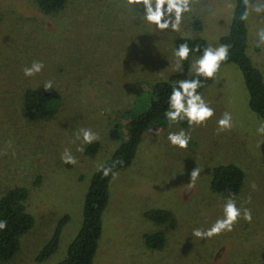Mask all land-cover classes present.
I'll list each match as a JSON object with an SVG mask.
<instances>
[{
    "label": "rangeland",
    "instance_id": "1",
    "mask_svg": "<svg viewBox=\"0 0 264 264\" xmlns=\"http://www.w3.org/2000/svg\"><path fill=\"white\" fill-rule=\"evenodd\" d=\"M71 1L75 6L87 5V8H78L81 15L72 16L70 22L63 23V28L44 17L33 0H0V96L7 85L14 86L10 79L13 80L25 67H31L34 61L42 62L44 67L41 72L27 76L30 84H42L52 76L45 60L53 59L49 47L41 45L44 38L56 41L67 34L79 40L80 34H84L89 46L84 51L86 60H113L107 65L93 64L89 77L99 82L85 89L90 103L75 105L77 110H69L50 124H28L21 111L19 116L14 111L11 116L6 115L13 104L7 91L4 99L0 97V182H3L0 194L7 187L30 189L27 208L35 217L36 225L34 231L23 237L22 251L11 264H58L67 256L68 248L83 224L84 202L91 179L118 147L109 132L118 122L116 111L124 99L127 104L131 95L128 93L123 97L125 90H117L125 76L117 60H123V56L126 60L144 59L137 48L138 35L147 36L143 37L149 44L147 55L151 56L150 60H156L152 76L169 80L182 64L180 62L177 67L174 42L179 38H200L208 47L221 46L222 38L231 29L236 6L235 0H188L189 10L182 13L181 19L177 21L174 11L166 13L164 19L170 21L169 27L160 29L146 19L142 3L129 5L127 1L114 0L116 5L109 0ZM138 11L143 12L144 26L138 27ZM98 14H102L100 20ZM196 20L203 24L201 31L194 30L192 24ZM176 22L178 29L173 30L171 24ZM247 26L246 53L264 77V40L261 39L264 0L255 2L247 13ZM128 41L130 44L126 43ZM199 58L191 57L189 70L179 73V80L192 77L193 64ZM5 60H18L22 64L17 68L9 67ZM129 74H133V69L128 70L126 76ZM106 79L116 85L111 96L109 93L101 95L103 88L99 85ZM200 95L214 110V115L205 124L189 126L185 119L167 129L150 130L132 164L112 178L103 232L93 264L262 262L264 158L261 146L264 133L257 129L264 121L251 110L243 73L234 63L221 65L212 84ZM97 96L106 99L99 102L100 99H95ZM225 112L231 114L232 127L220 131L218 120ZM21 129L31 140L15 138V133ZM81 129H91L98 135L99 139L93 142L100 144L96 155L85 154L90 144L83 143ZM181 130L190 136L186 149L173 146L168 140L170 132ZM64 142L65 147L62 146ZM80 147L84 150L78 151ZM65 149L75 157L76 164L62 161ZM229 165L239 167L245 175L240 193L233 197L241 209V218L231 232L225 231L208 239L197 238L193 235L194 229L207 230L217 219L223 218L224 204L229 197L214 193L210 182L216 167ZM197 168L199 175L193 181L191 172ZM243 209L251 211L250 223L243 219ZM156 212L160 216L168 212L172 217L157 223L153 215ZM65 217L67 222L58 250L48 260L36 263V254ZM157 232L166 237L161 251L150 250L144 243L145 235Z\"/></svg>",
    "mask_w": 264,
    "mask_h": 264
},
{
    "label": "trees",
    "instance_id": "2",
    "mask_svg": "<svg viewBox=\"0 0 264 264\" xmlns=\"http://www.w3.org/2000/svg\"><path fill=\"white\" fill-rule=\"evenodd\" d=\"M109 1L114 2V0ZM126 1L123 0V2ZM257 1L235 0L236 6L231 29L229 34L221 40L222 45L228 47V58L221 65L234 63L240 68L249 91L250 108L264 121V77L246 53L248 48L247 13ZM33 3L44 17L50 18L63 28V23L70 22L72 16L81 15L78 8H87V5L75 6L71 0H33ZM153 7H155L154 3ZM101 15L98 14L99 20ZM144 23L143 12L138 11V27L144 26ZM192 25L195 31H201L203 28L200 20L194 21ZM125 27L129 28L127 24ZM131 28L132 22L130 30ZM143 37L147 38V36L138 35L137 47L140 48V57L144 58L143 60H126L125 56H123V60H117L125 75L122 78V85L117 87V90H125L122 96L125 97L130 93L131 98L127 99V104L124 103L126 99L123 100L121 107L116 111L118 122L114 123L109 132L111 140L116 142L118 147L113 152L112 157L103 164V167H111L112 172L108 176H104L101 168L92 177L85 197L82 227L69 246L67 256L58 264H93L103 232V216L109 203L113 173L116 174L125 170L132 164L145 134L152 129L170 127L165 112L169 108L168 100L172 88L178 86L180 81L178 74L186 73L191 65V57H201L203 49L208 47L206 41L200 38L177 39L174 42L175 49L180 44L187 43L193 51L190 52L187 60L182 61L177 74H174L169 80H163L161 76L158 78L152 76L156 60H150L151 56L148 57L147 46L149 44L148 41L146 43L143 40ZM54 40L44 38V42L41 44L44 48L49 47L50 58L53 60H45V63L48 65L46 68L52 76H49L42 84L32 85L28 82L29 78L24 75V69H22L13 80L10 79L14 82V86L7 85V89L3 88V96H0L4 99L7 91L9 100L13 104V108L9 109L6 115L11 116L10 113L14 111L19 116L21 111L28 124H50L64 113H69V110L72 112L77 110L75 105H80L83 102L90 103L85 96V89L87 90L99 82L89 77V73L93 70V64L106 63L107 65L113 60H86L84 51L89 46L84 34H80L79 40H75L73 36L68 37L67 34L56 41ZM126 43L130 44V41ZM197 47L200 49L199 52L195 51ZM128 53L130 54V51ZM5 61L9 67L15 66L17 68L22 64L18 60ZM95 66L97 67V64ZM132 69L133 74L126 76L127 71ZM192 79H200L203 84L197 89L199 94L214 80V78L197 77L195 72L192 77L188 78V80ZM108 80L106 79V82L104 81L103 84L99 85L103 88L101 95L107 96L106 94L109 93L108 95L111 96L116 90V85ZM48 81L52 82L53 87L50 90H45L44 85ZM121 91L119 90L120 93ZM95 99H100V102L104 101L106 97L97 96ZM15 138L31 140L27 132L22 129L15 133ZM62 146L65 147V142ZM99 151L100 144L96 142L86 147L85 154L94 156ZM261 153L264 158V139ZM41 179V177L38 179V183L41 182ZM244 180L245 175L239 167L234 165L219 166L213 170L210 188L216 194L236 197L242 189ZM2 184L3 182H0V186ZM29 198L30 189L26 187H7L0 194V221L7 222V227L0 230V264H11L22 251L21 241L23 237L36 229L35 217L27 208ZM153 215L156 216L154 220L157 223H164L172 217L168 212L165 216H160L159 212ZM66 222L65 217L57 223L49 241L36 254V263L48 260L58 250ZM144 243L150 250L161 251L166 244L165 234L157 232L145 235ZM260 264H264V254Z\"/></svg>",
    "mask_w": 264,
    "mask_h": 264
},
{
    "label": "clouds",
    "instance_id": "3",
    "mask_svg": "<svg viewBox=\"0 0 264 264\" xmlns=\"http://www.w3.org/2000/svg\"><path fill=\"white\" fill-rule=\"evenodd\" d=\"M127 3L129 5L142 3L146 9V19L156 24L160 29L169 27L170 21L164 19L166 13L171 14V12L174 11L177 14V21H179L182 13L189 10L188 0H127ZM153 3L155 7H153ZM165 5H167L166 8L164 7ZM178 25V22L172 23L171 27L173 30H176L178 29ZM261 39L264 40V33H261ZM192 51L193 49H191L187 43L179 45L174 52V55L178 58L177 67H180V62L189 58L190 52ZM195 51L199 52V47L195 48ZM227 58L228 47L226 45H221L217 48L211 46L204 48L201 57L193 64L196 76L203 77L204 79L214 78L220 69L221 63L226 61ZM43 67L44 65L42 62L34 61L31 67L24 68V75L33 76L41 72ZM202 86L203 84L200 79H184L178 82V86L172 88L168 100L169 108L165 112V117L170 126L173 123H179L185 119H187L189 126H200L205 124V122L214 115V110L207 105L202 96L197 92V89ZM52 87L51 81L46 82L44 85L45 90H50ZM231 127V114L225 112L222 118L218 120V129L223 131ZM257 131L264 133V124H262ZM80 132L84 144H91L99 139L98 135L91 129H81ZM79 138L80 137L77 136V139ZM168 140L171 145L186 149L189 144L190 136L181 130L178 133L170 132ZM77 150L83 151L84 149L80 147ZM61 159L66 164L77 163L75 157L71 155L68 149H65ZM102 171L104 176H108L109 173L112 172V168L102 166ZM115 175L116 174L113 173V178H115ZM198 175L199 169L197 168L191 172V180L194 181ZM223 213V218L217 219L210 228L207 230L194 229L193 235L200 239H208L225 231L231 232L233 226L241 218V209L236 206L235 199L232 196H230L224 204ZM243 219L249 223L252 221V214L249 209H243ZM6 227L7 222L0 221V230Z\"/></svg>",
    "mask_w": 264,
    "mask_h": 264
}]
</instances>
